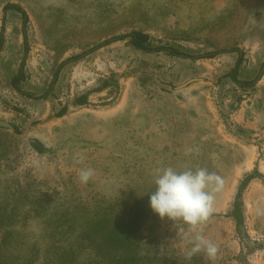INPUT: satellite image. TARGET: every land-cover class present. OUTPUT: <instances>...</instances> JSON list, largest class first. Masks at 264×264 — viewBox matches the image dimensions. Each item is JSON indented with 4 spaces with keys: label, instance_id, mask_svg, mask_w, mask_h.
<instances>
[{
    "label": "rangeland",
    "instance_id": "374dc122",
    "mask_svg": "<svg viewBox=\"0 0 264 264\" xmlns=\"http://www.w3.org/2000/svg\"><path fill=\"white\" fill-rule=\"evenodd\" d=\"M0 36V264H264V0H0ZM164 167L224 178L215 260L150 210Z\"/></svg>",
    "mask_w": 264,
    "mask_h": 264
},
{
    "label": "clouds",
    "instance_id": "9594fccd",
    "mask_svg": "<svg viewBox=\"0 0 264 264\" xmlns=\"http://www.w3.org/2000/svg\"><path fill=\"white\" fill-rule=\"evenodd\" d=\"M93 174L91 168L81 169L80 183L87 184ZM224 183L222 176L203 167L184 170L164 167L154 173L148 195L149 208L160 219L166 218L173 224L180 223L192 229L194 234L189 240L192 246L186 253L188 259L200 252L209 260L217 256L218 245L205 238L198 226L213 214L215 194L222 190Z\"/></svg>",
    "mask_w": 264,
    "mask_h": 264
},
{
    "label": "trees",
    "instance_id": "16d2710c",
    "mask_svg": "<svg viewBox=\"0 0 264 264\" xmlns=\"http://www.w3.org/2000/svg\"><path fill=\"white\" fill-rule=\"evenodd\" d=\"M4 8L7 9V8H14L16 9L17 11H20L21 14H23L24 16V21L26 20V15L24 13L23 10L20 9L19 6H16V5H12V4H6L4 5ZM124 38H128V43L134 47L135 49H138V50H141V51H145V52H149V51H159V50H164L165 52H167L168 54L170 55H174V56H178V57H188V58H193L192 55H188L182 51H179L177 49H174V48H170V47H159V48H151L150 47V44H149V38H148V35L145 34V33H142V32H137V31H134V32H131V33H128L126 36H122L120 37V39H124ZM1 43H2V38L0 36V48H1ZM232 50H237L236 48L235 49H232ZM241 61H242V57H238L236 62H235V66L232 70V73L230 75V78L232 79V81L234 83H236L237 85H240V86H248L250 85L251 83H245V82H241L237 79V73H238V69H239V66L241 64ZM16 79V77H15ZM16 82L13 81V86L15 88L16 87ZM83 99L84 97H80L78 99V103H83ZM17 210V209H16ZM18 213H21L19 211H16ZM23 214V213H22Z\"/></svg>",
    "mask_w": 264,
    "mask_h": 264
},
{
    "label": "water",
    "instance_id": "95a60500",
    "mask_svg": "<svg viewBox=\"0 0 264 264\" xmlns=\"http://www.w3.org/2000/svg\"><path fill=\"white\" fill-rule=\"evenodd\" d=\"M0 127H4V128H8V129H13L12 125H10L9 123L0 120Z\"/></svg>",
    "mask_w": 264,
    "mask_h": 264
}]
</instances>
